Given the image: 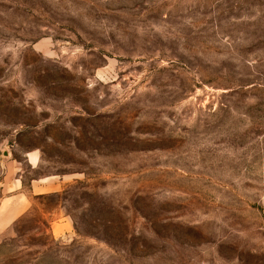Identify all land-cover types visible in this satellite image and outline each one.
<instances>
[{
  "label": "rangeland",
  "instance_id": "obj_1",
  "mask_svg": "<svg viewBox=\"0 0 264 264\" xmlns=\"http://www.w3.org/2000/svg\"><path fill=\"white\" fill-rule=\"evenodd\" d=\"M8 169L0 264H264V0H0Z\"/></svg>",
  "mask_w": 264,
  "mask_h": 264
},
{
  "label": "crops",
  "instance_id": "obj_2",
  "mask_svg": "<svg viewBox=\"0 0 264 264\" xmlns=\"http://www.w3.org/2000/svg\"><path fill=\"white\" fill-rule=\"evenodd\" d=\"M12 170L5 173L0 185V232L5 230L20 214L27 205V194L39 195L45 192L40 181L31 180L27 188V194L22 190V179L16 176Z\"/></svg>",
  "mask_w": 264,
  "mask_h": 264
},
{
  "label": "water",
  "instance_id": "obj_3",
  "mask_svg": "<svg viewBox=\"0 0 264 264\" xmlns=\"http://www.w3.org/2000/svg\"><path fill=\"white\" fill-rule=\"evenodd\" d=\"M2 155L6 156V153H3Z\"/></svg>",
  "mask_w": 264,
  "mask_h": 264
}]
</instances>
